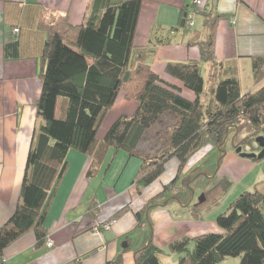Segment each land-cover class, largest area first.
Masks as SVG:
<instances>
[{"label": "trees", "instance_id": "1", "mask_svg": "<svg viewBox=\"0 0 264 264\" xmlns=\"http://www.w3.org/2000/svg\"><path fill=\"white\" fill-rule=\"evenodd\" d=\"M142 3L143 0H91L80 24H72L67 15L50 11L40 18L38 27L46 38L40 60L41 92L35 107L42 124L31 138L19 202L0 227V264L5 248L30 230L36 244H44L45 217L67 168L69 149L93 156L88 175L109 147L140 158L133 180L140 191L165 171L169 159L176 158L179 174L199 148L208 143L221 146L230 127L246 123L254 131L264 128V84L242 93L236 67L215 57L216 27L224 15L200 11L196 4L192 10L182 7L177 25L168 29L187 33L191 12L203 17L204 37L196 41L199 59L170 61L165 66L169 76L193 93V99H189L180 87L163 80L146 62L134 57ZM3 53L6 60L16 59L18 40L5 43ZM263 62L262 56L252 58L256 81L262 78ZM204 63L208 65L205 76ZM121 91L126 99L136 101L137 107L130 116H119L99 142L100 123ZM166 115L174 123L165 149L155 155L140 154L138 147L146 132ZM144 212L145 208L135 214L138 223ZM215 220L219 232L183 237L169 244L168 250L179 255L176 264H219L226 256H240V264H264V192L256 187L241 192ZM162 252L149 241L136 252L133 264H161Z\"/></svg>", "mask_w": 264, "mask_h": 264}, {"label": "crops", "instance_id": "2", "mask_svg": "<svg viewBox=\"0 0 264 264\" xmlns=\"http://www.w3.org/2000/svg\"><path fill=\"white\" fill-rule=\"evenodd\" d=\"M90 3L91 0H0V227L19 202L31 138L42 124L35 107L41 92L40 60L46 38L45 32L38 27L40 18L52 12L67 15L72 24H80L85 20ZM194 4L200 11L224 15L216 27L215 57L236 67L240 87L246 86V90L241 92L263 85L264 62L262 78L256 81L252 58L264 57V0H143L134 36V57L146 62L163 80L180 87L185 97L193 99L191 91L165 72V66L170 61L199 59L196 41L203 38L204 33L192 28L187 33L168 31L177 25L180 9L192 10ZM194 14L201 15L191 12V26L195 23ZM200 23L204 25L203 18ZM15 28L19 30L14 32ZM12 40H18L19 56L6 60L3 47ZM119 94L122 95L121 104L134 101L126 99L122 91ZM59 108L60 99L57 100L56 115ZM133 109L134 106L131 107ZM124 114L131 113L125 111ZM103 136L97 140L100 142ZM118 156L122 164L110 190L106 178ZM130 158L126 152L109 147L101 162L88 175L93 156L69 149L67 168L44 221L47 238L53 241V246L37 245L34 232L30 230L5 248L2 264H120L117 258L121 254L126 257L124 264H133L138 250L124 254L119 250L118 241L125 240L136 225L135 214L164 192L166 184L162 185L161 174L139 191L133 183L141 164L137 157L138 161L130 164L129 183L119 186ZM123 208L126 209L122 211ZM115 215L117 217L109 230H93ZM181 238L166 234L164 241L160 242L168 240L169 246ZM151 242L163 250L164 245L158 243L155 235ZM130 243L126 239L125 244L129 246Z\"/></svg>", "mask_w": 264, "mask_h": 264}, {"label": "rangeland", "instance_id": "3", "mask_svg": "<svg viewBox=\"0 0 264 264\" xmlns=\"http://www.w3.org/2000/svg\"><path fill=\"white\" fill-rule=\"evenodd\" d=\"M202 18L201 15L194 14L195 23L191 26L192 30L205 33V27L200 23ZM202 68L205 76L206 64H202ZM245 90L246 86L243 84L241 91ZM121 96V94L117 96L102 119L97 137H102L110 125L123 115V112L132 114L135 111L136 102L124 101L125 103L121 104ZM133 106L134 109L131 110ZM173 123L171 116H164L161 123L154 125L146 132L138 152L142 155H155L162 150L168 142ZM258 137L264 138V128L254 131L246 123L238 128L230 127L222 145L218 147L208 143L199 148L187 160L178 179L176 178L178 176L177 160L169 159L160 178L163 180L162 185H170L173 180L175 181L167 190H164L165 185L164 192L155 196L144 206L143 220L139 223L136 221L135 227L125 236L124 241H118L119 250L124 254L136 252L148 244L155 235L158 243L164 245L163 252L159 256L161 264H176L179 255L168 250V240L164 243L160 242L164 241V235L193 238L208 232H219L221 229L216 223V216L226 212L235 197L243 191L253 190L254 187L264 192V157L246 158L235 152V148L240 146L242 152L258 155L261 151ZM245 139L247 141H244ZM130 160L125 172H122L119 186L129 183L130 164L137 162L138 158L131 157ZM121 162L118 156L109 168L106 185L110 190L113 189L112 180L117 179ZM176 230L177 233H175ZM126 239L131 241L129 246L125 244ZM119 258V263L124 264L126 257L121 254ZM219 264H240V256H226Z\"/></svg>", "mask_w": 264, "mask_h": 264}, {"label": "built area", "instance_id": "4", "mask_svg": "<svg viewBox=\"0 0 264 264\" xmlns=\"http://www.w3.org/2000/svg\"><path fill=\"white\" fill-rule=\"evenodd\" d=\"M197 3H199V1H197ZM231 21L233 22V20H231ZM189 24L191 25L192 23L190 22ZM18 30H19L18 28H15L14 32H17ZM114 222H115V219L108 220V221L102 223L101 225H99V227L94 228L93 230L95 232L101 231V230H109L111 228V225ZM44 246L46 248H51L53 246V241L50 238L46 237V239L44 241Z\"/></svg>", "mask_w": 264, "mask_h": 264}, {"label": "water", "instance_id": "5", "mask_svg": "<svg viewBox=\"0 0 264 264\" xmlns=\"http://www.w3.org/2000/svg\"><path fill=\"white\" fill-rule=\"evenodd\" d=\"M257 141L259 142V146L261 147V151H260V153L258 155L254 154V153L242 152L240 146H237L235 148V152L240 154L242 157H246V158H257V159L262 158V157H264V138L263 137H258Z\"/></svg>", "mask_w": 264, "mask_h": 264}]
</instances>
